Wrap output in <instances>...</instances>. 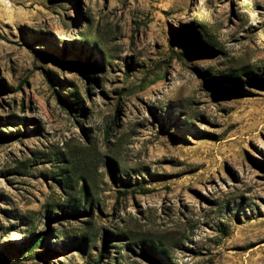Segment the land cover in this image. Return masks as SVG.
<instances>
[{
	"label": "rangeland",
	"instance_id": "1",
	"mask_svg": "<svg viewBox=\"0 0 264 264\" xmlns=\"http://www.w3.org/2000/svg\"><path fill=\"white\" fill-rule=\"evenodd\" d=\"M97 262L264 264V0H0V264Z\"/></svg>",
	"mask_w": 264,
	"mask_h": 264
},
{
	"label": "trees",
	"instance_id": "2",
	"mask_svg": "<svg viewBox=\"0 0 264 264\" xmlns=\"http://www.w3.org/2000/svg\"><path fill=\"white\" fill-rule=\"evenodd\" d=\"M81 102H82V101H81L80 98H78L76 95H74V93L70 92V101H69V103H67L66 105H67L70 109H72V104H74V110H78V109H80V107H81V105H82ZM42 240H43V237L40 236L39 239H37V241H36L37 243H35V246L40 245V244L42 243ZM100 258H101V257H100ZM97 264H98V262H97Z\"/></svg>",
	"mask_w": 264,
	"mask_h": 264
}]
</instances>
